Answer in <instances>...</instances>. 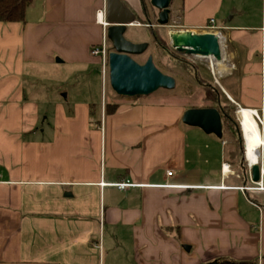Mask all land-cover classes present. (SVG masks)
Returning <instances> with one entry per match:
<instances>
[{
	"label": "crops",
	"instance_id": "1",
	"mask_svg": "<svg viewBox=\"0 0 264 264\" xmlns=\"http://www.w3.org/2000/svg\"><path fill=\"white\" fill-rule=\"evenodd\" d=\"M121 2L137 20L126 34L156 27L150 0ZM106 7L35 0L25 23H0V264H264V181L243 167L242 141L235 154L232 131L220 139L182 121L213 106L119 96L94 123L95 104L82 101L58 105L54 133L44 118L37 125L27 71L101 66L91 51L107 35ZM171 11L172 30L204 33L215 19L223 62L211 75H225L224 96L264 121V0H174Z\"/></svg>",
	"mask_w": 264,
	"mask_h": 264
},
{
	"label": "rangeland",
	"instance_id": "2",
	"mask_svg": "<svg viewBox=\"0 0 264 264\" xmlns=\"http://www.w3.org/2000/svg\"><path fill=\"white\" fill-rule=\"evenodd\" d=\"M147 16L151 25L156 26L152 29L154 30V33L151 29L147 28H132L128 34L132 33L133 36L131 37L128 34L125 35L126 39L133 43H136L135 41H140L139 43H147L149 45V49L146 53L141 56H134L133 58L138 63L144 64L148 57L152 55L156 67L162 73L174 77L177 81V87L175 90H159L154 96L163 101L181 103L184 106L186 105L191 108L205 106L207 103L210 106L215 107V103L206 98L207 92L204 86L210 85V83L213 82L216 83V85L218 84L216 87L220 89L219 85L223 84V79L226 76L223 75L224 78H219L217 76L216 81H218V83L211 75L212 70L210 59L182 56L172 50L169 39V32L172 31L170 27L173 20H175L172 13L168 27H157V14L155 12H148ZM155 33L160 40H156ZM107 48L108 51H112L111 44L108 43ZM187 66L191 67V69H187ZM29 70L30 71H27L26 73V77H28L24 79V84L30 91L29 94H31L32 97L31 101L36 102L39 105V112L42 118L37 125H43V120L45 119L46 125L50 124L52 126L50 130L51 134L54 133L55 114L58 110V105H63L64 103L66 110H69L72 107L74 109L75 104L81 103L82 101L95 104L96 113L91 116V121L94 123L100 118L102 103L105 105V109L110 106L109 108L112 110L113 107L116 106L112 102V99H114V97L119 99V96L111 87L109 69L106 77L103 78L101 66L98 64H92L84 69L72 65H58L53 67H40V65H38L36 68ZM59 87L65 88L62 95H59ZM33 89H36V93H32ZM64 94H69L70 99L68 102L63 100ZM225 101H227V99ZM229 109L234 119L241 127L242 122L239 115V109L232 104ZM91 112H93V110ZM260 127L264 131V125H260ZM227 136L230 140V145L235 149V154H240L239 146L236 143L235 138L231 137V134ZM241 141L245 151L243 133ZM258 152L260 154L261 164L264 158V148L259 149ZM246 164L249 166L247 160H245V165Z\"/></svg>",
	"mask_w": 264,
	"mask_h": 264
},
{
	"label": "water",
	"instance_id": "3",
	"mask_svg": "<svg viewBox=\"0 0 264 264\" xmlns=\"http://www.w3.org/2000/svg\"><path fill=\"white\" fill-rule=\"evenodd\" d=\"M173 1L150 0L151 6L158 11V27L169 26ZM106 19L107 39L112 47L109 53V79L115 93L121 97H143L150 96L159 90H175L176 79L162 73L156 67L152 55L144 64L138 63L133 58L146 53L149 45L133 43L126 39L128 28L137 20L121 0H107ZM169 39L172 50L179 55L206 58L217 63L223 62L221 38L217 34L172 30L169 32ZM182 121L185 125L197 127L207 134L223 138V121L221 112L217 108L189 109L184 113ZM250 178L255 184L262 182L258 163L250 168Z\"/></svg>",
	"mask_w": 264,
	"mask_h": 264
},
{
	"label": "trees",
	"instance_id": "4",
	"mask_svg": "<svg viewBox=\"0 0 264 264\" xmlns=\"http://www.w3.org/2000/svg\"><path fill=\"white\" fill-rule=\"evenodd\" d=\"M35 0H0V23H25L26 22V13L28 8L32 6ZM143 6L147 7V4L143 2ZM157 41L160 40L158 35L155 33ZM187 69H191V67L187 66ZM193 69V67H192ZM207 92V99L215 103V107L220 110L224 131H232V135L235 138L236 143L241 146V138L242 134L239 130L240 125L234 119L231 111L230 101L224 96L222 91L217 87H213L211 85L204 86ZM227 99V101L225 100ZM106 107V113H110L114 111L117 106L113 107L112 110ZM240 151V150H239ZM243 167H247V164L243 165ZM208 264H259L257 261H234L229 259H220L214 260Z\"/></svg>",
	"mask_w": 264,
	"mask_h": 264
},
{
	"label": "bare ground",
	"instance_id": "5",
	"mask_svg": "<svg viewBox=\"0 0 264 264\" xmlns=\"http://www.w3.org/2000/svg\"><path fill=\"white\" fill-rule=\"evenodd\" d=\"M255 114V111L247 109H241L239 112L245 140L246 160L252 166L258 162V150L264 148V131L254 117Z\"/></svg>",
	"mask_w": 264,
	"mask_h": 264
},
{
	"label": "built area",
	"instance_id": "6",
	"mask_svg": "<svg viewBox=\"0 0 264 264\" xmlns=\"http://www.w3.org/2000/svg\"><path fill=\"white\" fill-rule=\"evenodd\" d=\"M104 25L106 27L108 26L106 21L104 22ZM202 32L217 34V35L220 36V38L222 40V33L219 32V27H217L215 19H210L207 22V24L202 28ZM108 43H109V41H108L107 35H106L105 39H104V42L100 46L94 47L92 49V51H91V54L93 56L100 57V59L102 61L101 70H102L103 78L106 77V74H107L108 69H109V51H108V48H107ZM214 63L215 62L211 61V69H214ZM216 64H218V63L216 62ZM255 117H256V120L258 121L259 125L263 126L264 125V121L257 114H255ZM257 163L260 165L261 178L264 179V158L262 160V163L260 164V154H259V152H258V162ZM248 165H249L248 168L250 169L252 167V165L250 163H248ZM169 175H172V173H169ZM262 183H263V180H262V182L260 184H262ZM113 186H115L119 190H125L128 187H130V184L117 183V184H115Z\"/></svg>",
	"mask_w": 264,
	"mask_h": 264
},
{
	"label": "flooded vegetation",
	"instance_id": "7",
	"mask_svg": "<svg viewBox=\"0 0 264 264\" xmlns=\"http://www.w3.org/2000/svg\"><path fill=\"white\" fill-rule=\"evenodd\" d=\"M155 38H156V36H155ZM157 40V39H156Z\"/></svg>",
	"mask_w": 264,
	"mask_h": 264
}]
</instances>
